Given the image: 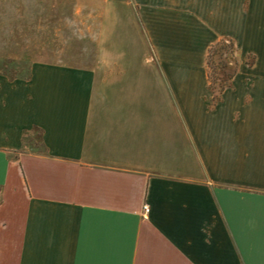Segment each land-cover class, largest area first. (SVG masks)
I'll return each instance as SVG.
<instances>
[{
	"label": "crops",
	"instance_id": "crops-1",
	"mask_svg": "<svg viewBox=\"0 0 264 264\" xmlns=\"http://www.w3.org/2000/svg\"><path fill=\"white\" fill-rule=\"evenodd\" d=\"M99 4L96 62L0 72V264H264V0Z\"/></svg>",
	"mask_w": 264,
	"mask_h": 264
},
{
	"label": "rangeland",
	"instance_id": "rangeland-1",
	"mask_svg": "<svg viewBox=\"0 0 264 264\" xmlns=\"http://www.w3.org/2000/svg\"><path fill=\"white\" fill-rule=\"evenodd\" d=\"M102 12L99 0H0V38L5 36L6 43L13 46L19 42L26 48L24 55L3 57L0 72L11 78H26L34 61L75 65L96 62ZM128 23L131 34L140 41L144 31L140 21L134 17ZM220 50L211 60L212 79L218 90L237 65H242V55ZM247 62L252 60L248 57ZM34 139L38 141V136Z\"/></svg>",
	"mask_w": 264,
	"mask_h": 264
},
{
	"label": "trees",
	"instance_id": "trees-1",
	"mask_svg": "<svg viewBox=\"0 0 264 264\" xmlns=\"http://www.w3.org/2000/svg\"><path fill=\"white\" fill-rule=\"evenodd\" d=\"M228 45V46H227ZM221 49L220 51H223L225 49H229L230 52L232 54H238L239 57H241V50L239 48L236 47L234 41L229 40V39H223L221 41H219L217 44L213 45L210 50H209V54H208V59H207V65L208 68L210 70V75H209V79H210V89L211 90H217L219 91L221 94L223 92H225L228 88H230L232 86V81L234 80V78L239 74L240 71V63L237 65V70L234 71L232 74L229 75L228 80L225 81L223 86H220L219 90L215 87L216 83L215 81L212 79V71H214L211 60H212V56L215 53V51L217 49ZM250 60H252V62H247L248 67H253L256 61V57L253 55L248 56ZM218 100H220V98H218Z\"/></svg>",
	"mask_w": 264,
	"mask_h": 264
},
{
	"label": "built area",
	"instance_id": "built-area-1",
	"mask_svg": "<svg viewBox=\"0 0 264 264\" xmlns=\"http://www.w3.org/2000/svg\"><path fill=\"white\" fill-rule=\"evenodd\" d=\"M144 210H145V213H146V214H149V213H150V207H149L148 205H146V206L144 207Z\"/></svg>",
	"mask_w": 264,
	"mask_h": 264
}]
</instances>
